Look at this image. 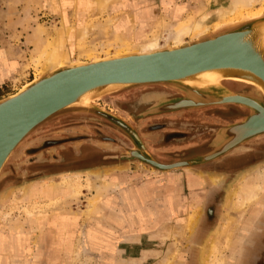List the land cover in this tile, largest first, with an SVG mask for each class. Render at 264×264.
<instances>
[{"label":"rangeland","instance_id":"1","mask_svg":"<svg viewBox=\"0 0 264 264\" xmlns=\"http://www.w3.org/2000/svg\"><path fill=\"white\" fill-rule=\"evenodd\" d=\"M224 1L0 0V100L37 79L41 56L64 21L74 28L66 46L70 59L90 62L106 52L115 54L120 38L129 47L145 43L163 34L166 24L198 18ZM240 10L208 23L204 36L264 12V0ZM122 29L125 36L120 35ZM84 30L89 33L83 35ZM34 34L44 42L43 49L36 50L30 42ZM195 36H186L185 44L198 39ZM109 42L114 45L102 51L100 46ZM226 87L251 92L243 84ZM152 90L172 96L137 101ZM181 97L173 88L155 84L121 90L94 104L131 127L147 154L165 165L206 155L220 129L241 123L250 113L224 105L139 117ZM136 149L132 135L93 109L63 111L34 129L0 174V254L7 259L3 264H204V246L212 235L216 241L208 264H264V136L219 160L170 172L126 159ZM188 180L197 186L190 188ZM257 184L262 186L259 197L240 207ZM142 187L154 195L141 207L149 222L131 228V223L120 221L119 197L126 188ZM207 194L213 199L200 216L196 200ZM229 194L235 209H226ZM223 196L224 207H218ZM190 218L191 224L198 219L196 229L189 227Z\"/></svg>","mask_w":264,"mask_h":264},{"label":"water","instance_id":"2","mask_svg":"<svg viewBox=\"0 0 264 264\" xmlns=\"http://www.w3.org/2000/svg\"><path fill=\"white\" fill-rule=\"evenodd\" d=\"M262 22H264V16L213 31L180 47L165 48L154 53L137 54L80 67L64 66L51 74L31 81L26 85L28 89L24 92L19 93V91L16 97L0 103V174L14 150L28 134L51 117L66 110H95V113L133 136L137 149L130 152L126 159H137L140 163L149 164L152 168L162 172L191 169L194 166L219 160L236 147L264 136L263 95L251 90V92L243 93L248 97L228 98L226 96L235 93L224 86L212 87L206 91L195 89L190 91L182 83L176 81L190 73L215 66L249 67L250 65L243 61L246 58L235 57L228 51V48L232 46L231 41L242 38L245 32L254 29ZM240 49L244 48L240 47ZM251 70L264 79V62L260 58L251 59ZM111 83L127 85L112 90L110 94L137 86L155 84L166 85L181 94L182 97L179 99L150 108L142 113L140 118L184 109L195 110L210 106L236 105L247 108L250 111L249 115L241 123L230 125L222 130L234 134L239 127L241 130L246 128L248 131L243 132L244 134L241 132L242 135L235 144L219 145L206 155L186 161L184 166L178 167L174 163L171 166L160 164L147 154L145 145L137 133L120 119L97 109L95 104L80 110L69 107L81 93L93 87ZM184 102L188 104H182ZM216 142L217 138L214 137L211 146Z\"/></svg>","mask_w":264,"mask_h":264},{"label":"bare ground","instance_id":"3","mask_svg":"<svg viewBox=\"0 0 264 264\" xmlns=\"http://www.w3.org/2000/svg\"><path fill=\"white\" fill-rule=\"evenodd\" d=\"M260 1H262V0H226V1L222 2V4L216 10H211V11L209 10L198 18H192V17L190 18V16H189V17L185 18V20H183V21H180L177 23L166 24L163 27V34L153 35L149 38V40L147 42L134 45L133 47L127 46V44L124 42L123 38H120V39H118V41L116 43V45H117L116 48L119 50L115 54L110 55V54H108V52H106V54L103 57L100 56V57L93 58L89 63H84L85 61H82V60H73L72 61L70 59V51L66 50V46H67V43L70 42L73 38V33H74L73 29L74 28H73V26H71L70 24H68L67 22L64 21L62 23V26L57 31H55V32H57V34H54V36L52 37L50 44H49V49L45 50L41 56L40 71H39L40 73L38 72L39 75H38L37 79H39V77L51 74L52 72H54V71H56V70H58L64 66L80 67V66L90 65L93 63H99V62H104V61H109V60H114V59H120V58H124V57H130V56L137 55V54L154 53V52H158V51L165 49V48L180 47V46L185 44V37L188 35H191V33L196 34L195 37H198V38L204 36V34L207 33V31H209L208 30V23H210L211 21L212 22L217 21L218 19L223 20V19L235 14L238 10H240V8L252 7L254 4H256L257 2H260ZM240 11H242V10H240ZM262 16H264V12H262V10H260L259 12H256L255 15L249 16L248 21L260 18ZM244 19L246 20L247 18H244ZM249 19H251V20H249ZM130 22H131V20H130ZM235 22L237 23L238 20H236ZM241 22H243V21H241ZM108 24H110V23H108ZM228 24H229V26L231 25L230 23H228ZM232 24H234V23H232ZM224 26H225V24H224ZM219 27L221 28L223 26H219ZM218 29L219 28H217V30ZM87 30H88V28H87ZM88 33L89 32L84 30L83 35H87ZM126 33H127V31L125 29H122L120 35L125 36ZM241 37L242 38H239L237 40H233L230 42L232 44V46H230L228 48V51L231 52L235 57L246 58L243 61H245V63L250 65L249 67H243V66L239 67V66H235V65L215 66V67H210V68H206L203 70H199V71L190 73L188 75H185L184 77L177 79L176 81H179L180 83H182L190 91H192L193 89L198 90V91H206V90L211 89L212 87H219V86L226 87V85H228L229 83H232L234 85H242L243 84V85L247 86L250 89V91L252 90L255 93H259V94L264 96V79L258 73L251 70V59L258 57L264 62V22L260 23L254 29H252L248 32H245ZM143 41H145V40H143ZM30 42L32 44H34V47L36 50H41L44 47V45H43L44 42L41 39H39L38 36L35 34L31 35ZM113 45H114L113 42H109L107 45L102 44L100 47H102V51H103L104 46L111 47ZM240 47L244 48V49H240ZM123 85H127V84L111 83V84H105V85H99L97 87H93V88L81 93L69 107H73V109H78V110L86 109V107H89L91 104L96 103L99 100V98L106 97L108 94L111 93L112 90L119 89ZM26 89H28V87L25 85L22 89L19 90L20 92L19 91L18 92L19 93L24 92ZM234 93H235L234 95L231 94V95H228L226 97H228V98H231V97L232 98L248 97L241 92H234ZM18 94H16V95L14 94V95H11L7 98L2 99V100H0V103L3 101H6L8 99H11L13 97H16ZM160 96L161 95H159V97ZM151 97L152 96H150V98ZM160 98H163V96H161ZM182 104H188V102H184ZM242 105L249 107L248 105H245V104H242ZM249 108L255 109L252 106H250ZM221 130H219L217 135L215 136L217 138V142L215 144H213V146H211L212 149H214V150L216 147H218L219 145H222V144H224L223 146H225L227 143H229L228 146L235 144L236 142H238V140L240 138L239 136H241L243 132L248 131V129H246V128L241 130L239 127L236 129V131H235L236 133H234V134L232 132H229V131H223V130L221 131ZM15 150H14V152H15ZM185 162L186 161L174 163V165L181 167V166H184ZM171 165H173V164H171ZM171 165L168 164L167 166H171ZM91 174L93 177L94 173H91ZM96 175H99V173H96ZM211 179L213 180V182L219 181V179H215L214 177L213 178L211 177ZM91 180H93V179H91ZM46 191L51 192V190H47V189H46ZM232 191H234V190H232ZM261 191H262V186L260 184H257L255 186L254 190L249 193V195L246 194L242 198V201L240 203V207H246L247 205H249L253 201H256V199L259 197V194ZM38 193H39V191H37V190L33 191V194L35 196H37ZM230 193H232V192H230ZM97 194L98 195H96V197L94 198V200L96 202L100 198V197H98L101 195L100 191ZM95 203H92V205H94ZM225 206H226V209L237 208V203L232 199L231 194L227 195V199H225ZM227 220H228V218H227ZM223 222H225V221H223ZM219 225H221V224H219ZM218 231H219L218 233H221L220 231H223V226H221V227L219 226ZM215 237L216 236L212 235V237L208 240L207 244H205V246H204V251H203V256H202V260H203L204 264H208V262L210 260L211 249L213 248L215 241H216Z\"/></svg>","mask_w":264,"mask_h":264},{"label":"crops","instance_id":"4","mask_svg":"<svg viewBox=\"0 0 264 264\" xmlns=\"http://www.w3.org/2000/svg\"><path fill=\"white\" fill-rule=\"evenodd\" d=\"M193 175L194 174H192L191 178H194L197 181L198 179H197V177H195L196 174L194 176ZM205 182L208 183V181H205ZM198 183L202 184L203 181H202V183H201V181H199ZM188 184H189L188 186L190 188L197 186V184L194 186L190 185V180H188ZM208 195L209 194L204 195L203 197L199 196V198H200L199 201L196 200V204L197 205L199 204V207H198L199 209L196 213L200 216H202V215L204 216L206 214L205 209L207 208L208 203L210 202V199L212 197L211 195H209V196ZM98 197H100V196H98ZM145 198H151V199L154 198L153 191L151 189H148L147 187L136 188V189L126 188L125 191L121 192V195L119 197V199H120L119 200V206L121 208V210H120V221H121V223L125 222V224H127L129 222L132 225L131 228L135 227L136 229H138L140 224H143L144 222H149L148 218H146L145 211L141 208L143 203L145 202ZM224 198L225 197L223 196L222 199L219 201L218 207H224L223 206ZM212 199H213V197H212ZM169 208H170V210H174L175 206H174V208H173V206H170ZM250 217H251V214L249 215L248 219ZM191 219H193V218H190L189 221L187 220L189 227H191V229H196L195 226L198 222V219L196 220V222L194 224H191ZM248 219H247V222H245V223L247 225V229H250L251 224H248ZM200 225H202V221L200 222ZM201 235H202V233H201ZM201 235H197V237L201 236ZM248 244L251 246V241ZM232 245L237 246V245H235V243H232ZM0 255H1L0 264H3V263H5V261H7L6 255L5 254L4 255L0 254Z\"/></svg>","mask_w":264,"mask_h":264},{"label":"flooded vegetation","instance_id":"5","mask_svg":"<svg viewBox=\"0 0 264 264\" xmlns=\"http://www.w3.org/2000/svg\"><path fill=\"white\" fill-rule=\"evenodd\" d=\"M231 85V84H230ZM231 87H233V86H231ZM157 96H156V95ZM152 96L151 98H150V96ZM155 95V96H154ZM159 95H161V96H163V97H171L172 95H171V93H167V92H165V91H163V90H152V91H147V92H145V93H142L139 97H138V102L140 101V102H143V101H145V100H147V103H150V102H152L153 100L152 99H155V98H160L159 97Z\"/></svg>","mask_w":264,"mask_h":264}]
</instances>
